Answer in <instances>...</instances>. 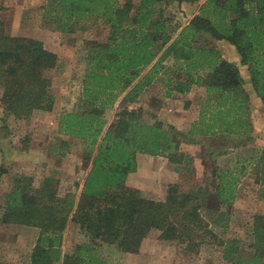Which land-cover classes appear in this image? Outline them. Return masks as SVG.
<instances>
[{"label":"trees","instance_id":"obj_1","mask_svg":"<svg viewBox=\"0 0 264 264\" xmlns=\"http://www.w3.org/2000/svg\"><path fill=\"white\" fill-rule=\"evenodd\" d=\"M158 3L140 0L136 12H132L129 1L119 7L116 0H62L59 6L66 27L88 14L110 31L105 42L87 43L89 67L81 85L82 105L62 113L58 122L64 135L81 140L82 145L89 142L85 152L91 158L89 169L74 189L63 194L55 177H45L35 187L33 178L14 175L4 195L2 224L40 230L30 264H103L98 247L114 246L122 254H137L152 232H157V239L163 243L182 245L186 254L196 255L203 245L215 244L222 247L223 257L230 264H264V216H254L253 244L245 250L235 239H219L201 215L198 198L178 185L168 184L164 199L153 200L126 184L128 175L136 172L137 153L166 155L176 165L181 162L180 141L171 128L167 130L159 122L148 124L128 110L116 115L112 132L104 130L103 119L119 93L128 91L132 99L142 93L170 55L186 64L188 77L191 70L208 71L194 81L207 92H233L244 98L237 66L223 60L215 50L191 46L199 32L234 47L240 65L247 67L252 88L264 102V0H206L202 14L194 16L174 41L166 35L165 29L170 27L161 11L157 12ZM56 65V54L41 41L8 36L0 24V103L4 112L17 120H28L35 111L51 112L54 100L46 73ZM188 88L184 82L173 87L179 93ZM171 92L167 89L166 96ZM84 103L87 112L83 111ZM255 160L261 163L259 170L264 176V151ZM5 171L1 168L0 177ZM232 186L235 182L226 188ZM225 197L233 199L231 194ZM69 223L78 227L88 242L76 244L70 253L61 255Z\"/></svg>","mask_w":264,"mask_h":264},{"label":"rangeland","instance_id":"obj_2","mask_svg":"<svg viewBox=\"0 0 264 264\" xmlns=\"http://www.w3.org/2000/svg\"><path fill=\"white\" fill-rule=\"evenodd\" d=\"M128 1L134 6L140 2L116 0L119 7ZM157 1V12L161 11L160 14L168 20L170 28L167 27L165 31L166 35L169 34L170 41L176 40L183 27L188 26L194 16L202 14L201 7L206 2ZM61 3L62 0H0V24L6 35L39 40L50 50L55 49V44L58 45L56 68L46 73V77L51 81L50 92L57 107L54 114L35 111L28 120H17L7 115L0 103V170H6L0 177V216L4 208V195L11 188L12 176L31 177L35 187L45 177H55L60 182L59 191L63 194L69 188L74 189L73 185L81 181L90 166L91 158L85 154L89 142L82 145L79 139L62 140L55 135L54 121L49 123L48 119H58V114L76 111L77 107L82 105L80 87L86 71L87 43L105 42L109 37L110 28L102 21H93L88 14H85L83 20L72 21L76 23L64 26L65 19L61 16L59 7ZM224 16L219 17L227 21L229 14ZM191 46L205 51L217 50L222 59L230 62L239 57L236 51L224 50L204 32L196 34ZM207 57L210 59L209 55ZM169 58L166 64L163 63L166 70L163 69L159 77L172 89L167 111L174 113L173 119L176 121L169 127L170 132L179 139V151H183L181 153L184 156L176 165L166 155L160 156L162 159L147 160V156L152 155L137 153L135 159L136 165L139 163V172L129 174L126 184L138 189L142 197L153 200L164 199L168 184L178 185L183 192L198 198L201 215L219 239L224 242L235 239L239 247L249 250L253 244L250 238L253 218L256 215L264 216V176L262 170H259L261 163L255 160L261 157L264 151V141H249L245 145H241L242 141L239 140L232 141L230 144L233 148L227 149L229 153L226 156L220 152L230 145H215L214 142L198 138L183 140L177 129L183 126L181 131H188V125L198 117L203 101L198 90H194L190 96L187 92L179 95L173 87L184 82L189 89L193 88L196 76L205 77L208 71L191 70V76L188 77L186 64L182 60L176 61L173 55ZM240 70L246 88L250 84L249 76L245 67H240ZM164 96L165 88L144 91L135 99L129 96L128 91L119 93L114 107L103 114L106 121L104 130L112 132L116 115L124 110L134 111L139 119L148 124L159 122L160 119L171 121L170 117L161 115ZM255 103V100L251 101L249 98L250 108H258L254 106ZM83 111H88V105L85 103ZM45 129L49 130L44 132ZM52 145L61 147L66 155H51L49 150ZM233 182L235 186L227 189L226 186ZM229 194L233 196L232 200L226 199L225 196ZM216 195L220 198L216 199ZM65 232V245L63 250H60L61 255L70 253L76 244L88 242L76 226ZM9 234L15 236L16 241L0 242L3 245L0 254L5 259L0 260L8 264H24V255H19L23 245L16 237L20 234L15 230ZM0 237L6 239V236ZM157 237L158 233L152 232L142 242L137 254H122L114 246H100L97 254L103 264H230L223 257L222 247L215 244L203 245L198 254L194 255L186 254L180 244L163 243ZM8 245H11L9 250L6 248Z\"/></svg>","mask_w":264,"mask_h":264},{"label":"crops","instance_id":"obj_3","mask_svg":"<svg viewBox=\"0 0 264 264\" xmlns=\"http://www.w3.org/2000/svg\"><path fill=\"white\" fill-rule=\"evenodd\" d=\"M139 8V4L138 5H133V9L132 12H136V10ZM99 22H101V20H99ZM136 25H134L135 27ZM131 28V27H130ZM39 41V40H38ZM214 41L217 44H220V46L224 49V50H233L235 52L234 47L230 46L227 42L225 41H217L214 39ZM58 45L55 44V49H47L48 51L54 53V54H58V51L56 50V47ZM153 50V49H152ZM217 51V50H215ZM154 52V50H153ZM218 52V51H217ZM89 52L87 50V56H88ZM161 54L157 55L156 59H158L160 57ZM168 59H170L169 57H167V59L162 62L161 66L159 67L158 70V74L156 76V78L151 82V84L149 86H147L146 88H144L143 92H151L153 90H158V89H163L165 88V96L164 98H162V100L164 99V101L161 103L162 109H161V115H163V117L169 118L171 119H160L159 123L162 124L165 129H169L170 125H173L176 121V119L174 116V113H170L167 111V109L169 108V97L166 96V91L168 88V85L166 83V81L164 82L162 80L161 77H159V75L162 74V70L165 69L166 70V62L168 61ZM85 60H87V57L85 58ZM224 60V58H223ZM225 61L230 62L228 60L225 59ZM164 63V64H163ZM232 64H234L235 66H237V68L240 70V67H245L246 73L248 75V71H247V67L246 66H241L240 65V58L237 57V59L235 60H231ZM88 61H86V71L88 70ZM161 69V70H160ZM172 69V68H171ZM149 69H147L146 71H148ZM84 73V75H85ZM83 75V76H84ZM249 76V75H248ZM162 81L164 83H162ZM81 88V87H80ZM196 88V89H193ZM190 89L188 88L187 91H184L182 93H186L189 96L191 95V93L194 92V90H198L200 91V96L202 99V106L201 109L198 112V117L196 119H194L192 121V123H190L189 129L188 131H181V129H184L183 126L178 128L177 130L179 131L178 133L182 136L183 140L187 139H206L209 140L211 142H214L215 145L216 144H220L224 143V146L226 147V145H230L229 148H225L223 149V151H221L220 153H224V155L227 156L228 150L227 149H232V141L236 142V141H242L241 145H245L246 142H253L254 140H263L264 141V115H263V110H264V102L261 101V99L257 96V94L255 93L254 89L252 88L251 83L249 85L246 86L245 88V84L242 86L243 91L245 93V97L243 98L242 96H236L233 92H220L217 90L211 91V92H207L205 87L202 86H197L194 85V87ZM202 90V91H201ZM80 91H82V88L80 89ZM179 95H181V93H179ZM166 97V98H165ZM189 98V97H188ZM194 97H192L193 99ZM249 98L250 100H255L256 103L254 106L258 107V108H250L249 106ZM190 99V98H189ZM193 105H195V102L193 101ZM193 105H190L193 106ZM260 106V107H259ZM56 102L54 103V107L52 108V112H50L49 114L53 115L55 110H56ZM71 112V111H69ZM61 114H58V119H48L49 123H52V121H54V130H55V135L59 136L62 140L66 141L68 139H70L71 137H68L66 135H64L62 132H60L59 130V126H58V122H59V117ZM218 119H223V121H221V123L218 121ZM110 124V123H109ZM108 124V125H109ZM167 124V125H166ZM186 125H184V127H186ZM202 127H204V129H202ZM46 130L49 129H45L44 132ZM53 131V130H52ZM51 132V131H50ZM53 133V132H52ZM236 139V140H235ZM54 144V143H53ZM65 144V143H64ZM50 154L51 155H66L65 152H63L61 150V147H56L55 145H52L50 148ZM183 152V151H181ZM140 156V155H139ZM160 156L163 155H159V156H147L148 159L147 160H154V158L156 159H162V157L160 158ZM139 163L137 162V169L136 172L134 174H137L139 172ZM131 175V174H130ZM129 178V177H128ZM71 189V188H69ZM1 217V216H0ZM18 226L21 225H4L0 222V236H6V239H2V237H0V242L1 241H5V242H15L16 238L15 236H11L9 234L10 231L15 230L17 231L20 235L16 236L17 237V241H19V243L21 245H23V249L22 252L19 255H24V264H30V255L31 252L34 248V246L36 245L37 239L40 236V230L36 227H30L27 229H22ZM74 227L75 225H73L72 223H69L66 227V231L67 229ZM23 228L29 227V226H22ZM3 232V233H2ZM66 234V232H65ZM65 242L62 246V250L64 248ZM1 243H0V252H1ZM11 245H8L7 250H9V247ZM20 256V257H21ZM0 258L4 259L3 256H1L0 254ZM5 260V259H4ZM0 264H8L6 262H2V260H0Z\"/></svg>","mask_w":264,"mask_h":264}]
</instances>
